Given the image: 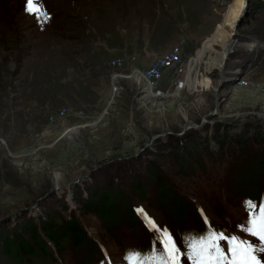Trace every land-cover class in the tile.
Returning <instances> with one entry per match:
<instances>
[{
    "label": "rangeland",
    "instance_id": "1",
    "mask_svg": "<svg viewBox=\"0 0 264 264\" xmlns=\"http://www.w3.org/2000/svg\"><path fill=\"white\" fill-rule=\"evenodd\" d=\"M25 3L26 0H0V70L9 76V87L4 91L5 95L8 93L5 103L12 104L17 96L23 95L17 86L21 85L19 79L15 82L12 79L17 78L16 73L26 60L40 78H37L35 88L47 91L56 86L57 90H61V93H50L47 97L54 104L49 115L61 109L65 110V115L49 124L46 118L45 127H32L31 139H39L40 142L34 145V151L29 152L31 154L14 157L6 150L1 164L12 171L8 178H16L18 182L3 179L0 173V218L3 217L0 231L13 228V224L24 217L43 215L48 209L60 211L62 215L63 208L60 207L64 205L66 208L74 207L79 215L81 209L78 206L85 197L90 196L94 200L97 190L103 187L112 190L115 186L123 191L134 208L138 205L148 221H154L160 228L175 235L173 237L181 251L180 264H193L189 247L192 238L198 239L207 236L209 230H216L215 213L210 207L213 200L216 207L222 201L227 203L222 204L233 225H244L248 218L242 207V200L246 197V193L241 191L244 185H235V192L231 190L230 193L229 187L232 172L242 167L241 164L254 163V159L244 163L242 155L235 162L225 147L226 161L223 154L214 155L213 161L206 160L192 167V173L175 179L169 164V148L161 147L181 146L179 137L169 134L182 132L192 122L204 117L206 120H224L217 122L225 124L245 120L241 130L245 133L243 137L248 135L249 138L244 140L250 146L252 131L258 132L264 139V90L228 83L236 76L234 68L241 67L248 58H255L258 66L247 70L248 81L264 84V0H42L48 16L51 14L46 22L36 15H29L25 11ZM65 42L73 44L69 47L77 46L75 55L85 59L90 58L88 51L90 53L89 49L94 44L109 57L107 64L110 68H114L111 62L116 58L133 62L134 58L136 60L141 56L142 48L161 47L160 54L140 57V66H147L176 44L184 42L187 53L195 54L193 67L200 66L198 72L196 67V76L187 79L192 91L182 88L177 94L157 100L149 96L142 83L137 82L140 79L129 81L134 67L126 70L127 63L124 62L115 68V73L121 75L119 86L122 90L117 94L112 92L113 85L109 83L112 92L109 95V90H105L108 89L107 83L102 91L107 99L103 98L102 103L93 100L99 108L87 118L86 113L75 109L80 101L76 95L64 94L70 92V86L74 84L82 86L86 79L81 65L76 62L78 67L73 73L79 74V78L73 76L66 80L70 67L59 59L60 52L66 51ZM34 47L35 53H30L29 50ZM111 49H119L121 53L110 52ZM122 53L125 58L118 56ZM75 55L72 52L70 57ZM215 67L222 71L219 78L216 69H212ZM208 70L212 72L207 74ZM204 72L211 77L202 76ZM223 75L229 80L222 81V86L226 84V87L221 88L222 95H218L216 88ZM89 81L90 78H87ZM94 83L97 84L96 81ZM70 101L73 103L70 104ZM251 122L257 123L254 128H250L253 126ZM71 128L77 131H69ZM238 131L240 128L234 126L229 129L230 135ZM194 132L202 134L203 130L195 129ZM165 133L169 134L155 138ZM223 133L225 136L226 133ZM216 134L204 133V136L216 139L219 135ZM26 137L30 138V135ZM160 139L165 142L160 143ZM192 139L195 138L190 137L189 140ZM3 146L6 147L4 141ZM250 150H255L257 157L262 155L258 146L250 147ZM146 162L161 164L165 183L177 187L175 202L181 206V215L178 216L174 208L176 221L170 218L172 222H169L162 217L167 204L161 202L162 198L146 172ZM131 176H136L139 184L144 185L148 202L135 193L128 194L127 190L132 189ZM69 182L74 183L71 194L66 186ZM233 184H238V178ZM236 191L241 193L236 194ZM184 195L189 199L182 201ZM261 201L264 199L260 195L255 202ZM82 217L90 238H99L112 249L114 240L103 224L91 215ZM141 226L138 221L133 235L127 229L118 232L122 245L120 254H132L139 243L142 244L140 249H143L144 257L163 248V233L154 231L158 240L155 250L154 241L151 237L148 239V233ZM182 242L187 245L186 248L182 249ZM118 251L116 248L115 253ZM60 254L65 259L66 263L62 261L64 264H75L88 258L85 248L74 250L72 246H67ZM120 256L115 264H130L128 259ZM0 264L18 262L0 253ZM33 264L59 262L52 263L48 259ZM90 264H104V261L97 254Z\"/></svg>",
    "mask_w": 264,
    "mask_h": 264
},
{
    "label": "trees",
    "instance_id": "2",
    "mask_svg": "<svg viewBox=\"0 0 264 264\" xmlns=\"http://www.w3.org/2000/svg\"><path fill=\"white\" fill-rule=\"evenodd\" d=\"M249 60L250 59H246L243 65L249 62ZM245 123L246 122H243V124ZM251 124H253V126L250 128H254L257 123L254 124V122H251ZM231 127V124L215 122L213 125V133L216 132L219 134H216L217 136L214 135L216 139L208 138L201 133L195 134L194 130L191 129L185 131L180 136L169 134L175 138L179 137L178 139H180L182 143L181 146H175L177 148L171 145L161 147V149L169 148V164L171 165L174 178L180 179L187 175V173H192V167H197L206 160L213 161L214 155L223 154L225 156L224 161H226L224 148L227 147L230 151L231 158L235 162L239 157L241 158L242 155L244 163L254 159V163L248 162L244 165L240 163L242 167L237 170L238 184L247 182L256 184L258 180H264V145H262V140L264 139H262V136H260L258 132L255 133L252 131L249 139L251 143L250 146L247 144V140H244L249 138L248 135L243 137L245 133L241 129H244V126L240 127V131L236 134L230 135L229 129ZM223 132L226 133L225 136ZM190 137L195 139L189 140ZM165 138L167 139V136ZM161 142L165 141L160 139V143ZM254 146H258L262 149V155L260 157L256 156L255 150H250V147L254 148ZM145 168L148 176L156 187L159 197L162 198L161 202L167 204L163 217L168 221H170V218L176 221L173 217L174 208L176 214H178V216L181 215V206L179 203L175 202L177 199V187L169 182H166L169 184L165 183L162 174L163 166L161 164L150 165V162H146ZM130 181V187H132V189L127 190L128 194L133 195L135 193V195L146 200L148 197L145 194L144 185L139 184L136 176H131ZM235 185L237 184H234V186ZM121 186H125V184H121ZM73 191L74 190H71L72 193ZM238 193L241 192L238 191ZM87 195L88 192L85 196ZM130 199H132V197H130ZM186 199L189 198L187 195H184L181 200L184 201ZM65 206L66 205L60 207V209L63 208L62 215L59 214L60 211L54 212L48 209V212L45 214L43 213V215L24 217L23 220L15 222L13 228L0 231V253L9 259H14L18 264H33L38 263L39 260L46 261L49 258H54L50 245H53L56 253L61 256L60 253L64 251V248L67 246L77 248L83 244H89V246L96 244L95 241L89 237L82 216L91 215L95 217L103 224L106 232L113 238H115L114 228L122 221V218H125V221L130 223V225H133L136 224V219L138 217L136 209L131 202L126 199L123 191L119 190L117 186L113 187L112 190L104 187L97 190V192L94 193V200H92L90 196L85 197L78 206L81 210L76 208L81 211L79 215L74 208H66ZM216 217H219L218 211H216ZM98 240L111 252L112 249L109 250L108 246L101 239L98 238Z\"/></svg>",
    "mask_w": 264,
    "mask_h": 264
},
{
    "label": "crops",
    "instance_id": "3",
    "mask_svg": "<svg viewBox=\"0 0 264 264\" xmlns=\"http://www.w3.org/2000/svg\"><path fill=\"white\" fill-rule=\"evenodd\" d=\"M66 45V51L60 52L59 56V59L62 60L63 64L66 67H70V74L65 75L66 80L69 78L72 79L73 76H78L77 78H79V74L73 73V71H76L78 67L76 62L81 65L86 79L85 82H83L84 84H82V86H77L76 84H74V86H70V92H65L66 90H64L65 93H63H69L73 95L75 94L76 97L80 100L76 103L75 109L82 110L87 114L86 117L89 118L93 116V114H95L98 110L97 108H99L96 107L97 104H94L93 100L98 103L103 100L104 95L102 94V91L106 88L107 83L108 89L106 88L105 90H109L110 92L109 83H112V78H110V75L112 76L115 73L116 69L110 68V66L107 64L109 57H107L105 53L100 52L94 44L92 48L89 49L91 50L90 53L88 51V54L90 56V58L87 57L88 59L75 55L74 50L77 48V46L69 47L73 44L68 42L66 43ZM35 48L36 47H34L32 50H29L30 53L34 52ZM160 48H142L141 56H139V60L136 59L135 62H130L128 61V59H124L127 63L126 70H129L132 67H141L140 57L146 58L149 55L160 54ZM116 51H120L121 53V50L119 49H113L110 52L115 53ZM72 52L75 56L71 58L70 55L72 54ZM62 56H64V58ZM116 56L117 55H115V57ZM118 56L124 57L123 53L122 55L120 54ZM31 65L32 64H29L28 61L24 60L21 69L18 71V73H16L17 78L12 79L13 82L19 79L21 85L19 84L17 86L21 89V91H23V95L17 96V100L12 104L5 103L8 101L6 100V95L8 93L5 95L4 91L9 87V76L0 70V173L1 178L12 182L16 181V178H8L10 177V175H12V171H10L9 169L7 170V168H3V166L5 165L1 164L4 161L3 158L6 157V150L8 152L7 154H10L14 157H22L27 154L29 155L31 154L29 152L34 151V145H39L40 141L39 139L34 141L31 139L32 127L46 125V118H48L47 116L52 112L51 105H54L49 100V98L47 99V97L50 95V93H61V90H57L56 86H53V89H47V91L43 88H35L38 85V82H36V80L40 78L37 76L33 66L31 67ZM63 68L65 67L63 66ZM191 70L192 69H190V71ZM87 78H90L91 81L87 82ZM134 78L140 79L137 76H134ZM92 81H96L97 84ZM65 84H67V81H65ZM200 85H203V82H200ZM109 95H111V92ZM37 96L41 97L37 98ZM109 97L111 99V96ZM106 99L107 98H104V100ZM72 103L73 102L70 101V104ZM71 130L72 132H74L75 130L77 131L76 128H71L69 131ZM26 135H30V138H27ZM3 141L5 142L6 147L3 146ZM4 170H6V172H4Z\"/></svg>",
    "mask_w": 264,
    "mask_h": 264
},
{
    "label": "snow or ice",
    "instance_id": "4",
    "mask_svg": "<svg viewBox=\"0 0 264 264\" xmlns=\"http://www.w3.org/2000/svg\"><path fill=\"white\" fill-rule=\"evenodd\" d=\"M25 11L29 15H36L38 19H44V22L50 19L42 0H26ZM244 207L248 218L240 228L253 237V241L238 236L229 238L223 232L209 230L207 236L192 238L189 244L193 264H264V201L256 203L248 200L244 202ZM151 228L157 234L163 233V248L147 257L138 252L133 253L126 257L130 264H180L181 251L171 233L154 221H151ZM221 241L227 242V251L221 246Z\"/></svg>",
    "mask_w": 264,
    "mask_h": 264
},
{
    "label": "built area",
    "instance_id": "5",
    "mask_svg": "<svg viewBox=\"0 0 264 264\" xmlns=\"http://www.w3.org/2000/svg\"><path fill=\"white\" fill-rule=\"evenodd\" d=\"M194 58H195V54H188L185 49L184 42H181L179 44H176L165 54L155 59L154 62H152L151 64L144 67L142 66L138 67L137 69L136 67H134L133 71H137L140 73L141 80L139 81V83L143 84V88L146 90L149 96L161 100V99H165L166 97H170L174 94H177L182 88H188L185 87L186 77L188 70H190L189 67L195 65ZM248 59H250L249 62H246L244 65L242 64L241 67L234 68V72L236 73V76L233 79L229 80L225 78V75H223V77L225 78V80H229L228 81V83L230 82L229 84H236V87L249 86L264 90V84L252 83L248 81L247 70H251L250 69L251 66L254 67L258 66V60H255V58L253 59L248 58ZM124 62L125 60L123 58H116L115 60H112L111 65L112 67L116 68V67H120ZM196 67L198 68L197 72L199 71V66L193 67L191 70L193 72V75L190 76V79L192 78V76L196 75L195 73ZM212 69H216V71L218 72V78L221 77L222 71L218 70L217 67ZM133 71L129 76L130 78L133 76L132 75ZM241 71H244V74L239 76V73ZM211 72L212 70H208L207 74H210ZM115 74L118 73H114L112 76H114ZM207 74H205L204 72L202 76L205 75V77L210 78L211 75L208 76ZM111 84L113 85V82ZM116 86L112 87V92L114 91L117 94L122 89L120 88L119 84H117ZM222 87L223 88L226 87V84L223 85ZM188 89L191 90V88ZM64 111H65L64 109H61L57 113L49 115L48 124L56 119L63 117L65 115ZM217 121H224V120H215V119L206 120V117H204L203 120L200 119L198 121H194L189 125L190 127L188 126V128H186L185 130L182 129V132H176V133L183 134L185 131L190 129L191 130L202 129L203 130L202 134L213 133V125H214L213 123ZM228 122H230L228 124H231V126H234V128L237 129H239L240 125L243 123L241 120L236 122H232V121H228ZM192 124H196V125H192Z\"/></svg>",
    "mask_w": 264,
    "mask_h": 264
},
{
    "label": "bare ground",
    "instance_id": "6",
    "mask_svg": "<svg viewBox=\"0 0 264 264\" xmlns=\"http://www.w3.org/2000/svg\"><path fill=\"white\" fill-rule=\"evenodd\" d=\"M136 60H135V58H134V60H133V62H135ZM193 65H194V63H193ZM200 66V65H199ZM193 67V66H192ZM192 67H189V69H191ZM138 68V67H137ZM136 68V69H137ZM190 72V70H188V72H187V77H186V82H187V79H188V77H190L191 75H192V73H189ZM132 77L130 78L131 80H129L130 82H132V81H134V80H136L135 78H134V76H137V77H139L140 78V80H141V75H140V73L139 72H137V71H133V73H132ZM194 76H196V75H194ZM120 79H121V75L120 74H115L114 76H112V79H111V82H113V86H116L117 84H119V81H120ZM225 79V78H224ZM137 81V80H136ZM137 82H139V81H137ZM117 87V86H116ZM185 87H188L189 88V86H188V83L187 84H185ZM112 93V92H111ZM158 100V99H157ZM3 143V142H2ZM58 187H61V186H58ZM72 188H74V186H71V187H68V189H72ZM54 189H57V187H55Z\"/></svg>",
    "mask_w": 264,
    "mask_h": 264
},
{
    "label": "water",
    "instance_id": "7",
    "mask_svg": "<svg viewBox=\"0 0 264 264\" xmlns=\"http://www.w3.org/2000/svg\"><path fill=\"white\" fill-rule=\"evenodd\" d=\"M243 74H244V71H241V72L239 73V76H240V75H243ZM236 79H237V78H236ZM223 80H224V78H220V80H219V82H218V86H217V88H216L217 91H218V95H222V92H220V89L223 88V87H222V84H223L222 81H223ZM234 81H236V80H234ZM184 130H185V129H184ZM169 133H170V132H169ZM169 133H165V134H161V135L155 136V138H157V137H164L165 135H167V134H169ZM173 133H174L175 135H177V136L182 134V133L180 134V133H176V132H171V134H173ZM73 185H74L73 182H69V183L66 184L67 187H71V186H73ZM57 189H58V188H57ZM51 191H54V189L51 190ZM1 219H3V217L0 218V220H1Z\"/></svg>",
    "mask_w": 264,
    "mask_h": 264
}]
</instances>
